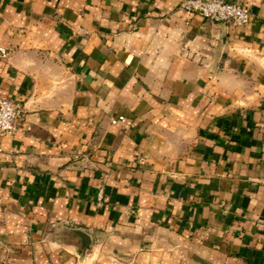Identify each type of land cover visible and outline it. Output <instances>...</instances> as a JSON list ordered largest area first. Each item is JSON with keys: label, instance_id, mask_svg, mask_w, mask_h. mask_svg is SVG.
Returning a JSON list of instances; mask_svg holds the SVG:
<instances>
[{"label": "crops", "instance_id": "obj_1", "mask_svg": "<svg viewBox=\"0 0 264 264\" xmlns=\"http://www.w3.org/2000/svg\"><path fill=\"white\" fill-rule=\"evenodd\" d=\"M183 1L0 0V264H264V0Z\"/></svg>", "mask_w": 264, "mask_h": 264}, {"label": "built area", "instance_id": "obj_2", "mask_svg": "<svg viewBox=\"0 0 264 264\" xmlns=\"http://www.w3.org/2000/svg\"><path fill=\"white\" fill-rule=\"evenodd\" d=\"M181 8L198 14L204 19L218 24L233 25L239 28L252 22V15L240 5L228 0H184ZM0 54L7 56V51L0 48ZM25 116L24 107L7 96H0V139L16 133ZM113 120V124L123 120ZM103 190L100 191L101 201Z\"/></svg>", "mask_w": 264, "mask_h": 264}, {"label": "water", "instance_id": "obj_3", "mask_svg": "<svg viewBox=\"0 0 264 264\" xmlns=\"http://www.w3.org/2000/svg\"><path fill=\"white\" fill-rule=\"evenodd\" d=\"M82 239H83V241H84V246H85V248L87 249V248L89 247V245H90L89 240L85 239L84 236H82Z\"/></svg>", "mask_w": 264, "mask_h": 264}]
</instances>
